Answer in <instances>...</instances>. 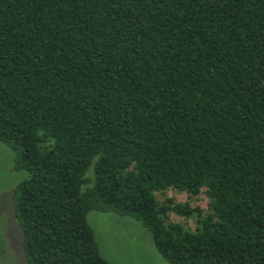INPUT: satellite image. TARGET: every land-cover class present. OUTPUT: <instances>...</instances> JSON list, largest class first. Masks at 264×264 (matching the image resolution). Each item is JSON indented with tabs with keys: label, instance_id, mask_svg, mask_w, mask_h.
Segmentation results:
<instances>
[{
	"label": "trees",
	"instance_id": "trees-1",
	"mask_svg": "<svg viewBox=\"0 0 264 264\" xmlns=\"http://www.w3.org/2000/svg\"><path fill=\"white\" fill-rule=\"evenodd\" d=\"M0 142L29 264H112L93 210L172 264H264V0H0Z\"/></svg>",
	"mask_w": 264,
	"mask_h": 264
},
{
	"label": "rangeland",
	"instance_id": "rangeland-1",
	"mask_svg": "<svg viewBox=\"0 0 264 264\" xmlns=\"http://www.w3.org/2000/svg\"><path fill=\"white\" fill-rule=\"evenodd\" d=\"M14 152L0 142V264H29L26 259L23 234L14 215L13 192L16 185L28 176L25 170L14 167ZM163 201L173 197L179 202H190L192 207L209 211L206 188L197 196L185 191L168 189L157 194ZM196 216L186 217L172 211L170 220L185 228H196ZM102 255L112 264H172L156 249L152 234L144 224L128 215L93 210L88 215Z\"/></svg>",
	"mask_w": 264,
	"mask_h": 264
}]
</instances>
